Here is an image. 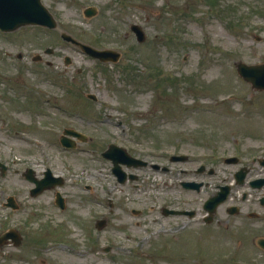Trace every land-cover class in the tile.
I'll use <instances>...</instances> for the list:
<instances>
[{"label": "rangeland", "instance_id": "374dc122", "mask_svg": "<svg viewBox=\"0 0 264 264\" xmlns=\"http://www.w3.org/2000/svg\"><path fill=\"white\" fill-rule=\"evenodd\" d=\"M66 1L55 3V29L0 31V233L13 227L22 238L0 246V264H264L239 226H226L222 207L203 221L204 201L234 168L224 155L264 152V89L236 72L238 61L264 62V0H128L127 22L142 27V42L128 25L115 36L107 10L83 16L81 6L105 0ZM61 32L122 56L100 62ZM64 128L86 140L63 147ZM110 142L167 169L123 166L137 178L119 183L101 156ZM178 154L188 159L169 160ZM200 165L215 172L197 173ZM47 167L64 183L31 196L23 173L41 177ZM187 179L207 185L186 189ZM7 196L17 209L4 205Z\"/></svg>", "mask_w": 264, "mask_h": 264}, {"label": "water", "instance_id": "95a60500", "mask_svg": "<svg viewBox=\"0 0 264 264\" xmlns=\"http://www.w3.org/2000/svg\"><path fill=\"white\" fill-rule=\"evenodd\" d=\"M90 15V14H87ZM25 24H41L47 27H55L56 21L53 16L41 5L40 0H0V29L4 31L14 30L17 27ZM131 29L135 32L137 41L141 42L145 38V34L141 27L137 24L131 25ZM62 37L66 40H70L77 45H79L84 51L90 54L93 57H97L100 60L106 61H116L118 54L110 49H96L89 45L78 42L71 36L62 33ZM69 59L66 58L65 63L67 64ZM237 70L240 75H242L246 80H248L254 88L264 89V62L257 64H245L244 62H237ZM89 97L93 98L92 95ZM64 134H70L77 136L81 139H85V136L81 135L79 132H76L72 129H64ZM61 143L66 147H73L74 142L66 136L60 137ZM102 155L106 158H109L113 162V167L111 168L112 172L116 175L119 182H124L126 179V173L121 169L120 164H126L127 166H142L146 164V161L130 156L126 150L122 147H119L113 143H110L108 148L102 152ZM186 156H171L170 160H185ZM156 168L157 165H154ZM2 170L5 169L4 165L1 164ZM204 166H201L199 170L203 169ZM212 172V170H210ZM24 176L27 180L34 183V187L29 190L30 195L34 196L42 192L45 189L61 185L63 180L60 176H53L51 171L47 169L44 172V176L40 179L35 178L33 175L32 169L28 168L24 172ZM130 178L134 176L129 175ZM186 187L194 188L198 190L202 185V182H187L183 183ZM223 199V190L217 192L216 195L210 197L204 204V207L210 212V215L205 218L206 221L212 219V213L215 210L217 204H219ZM5 205L10 206L11 208H17V203L15 202L12 196L6 198ZM56 203L63 208L64 201L59 192H56ZM169 212V211H166ZM174 212V211H170ZM191 215L192 212H189ZM106 223L105 219H100L96 221V226L100 229ZM7 239H12L14 244L17 245L21 241L20 235L13 228L7 229L6 231L0 234V244H3ZM107 250V248H106Z\"/></svg>", "mask_w": 264, "mask_h": 264}, {"label": "flooded vegetation", "instance_id": "af4514ba", "mask_svg": "<svg viewBox=\"0 0 264 264\" xmlns=\"http://www.w3.org/2000/svg\"><path fill=\"white\" fill-rule=\"evenodd\" d=\"M127 2L128 0H105L98 9L94 3L80 6L82 7L83 16L88 19L99 15L102 11L107 10L111 13V18L114 21L113 23H115L113 26V34L118 36L120 35L118 31L120 28L123 29V26L127 25L130 27L132 24L127 22ZM41 3L48 11L53 13L54 16L56 14L54 10L57 7L55 3L60 6L64 5V7H71L72 5L71 3H67L66 0H41ZM73 4L79 5L77 2ZM120 8H122V11L125 10V21L122 20L123 14L119 11ZM33 26L45 31L49 30L40 25ZM123 34L126 36L128 35L127 31H124ZM66 43L69 44L70 42ZM72 45L79 49L74 44ZM116 49H118V47ZM119 51L120 58L122 56V51ZM33 57L37 59V61H43V57L40 53L35 54ZM241 150L242 149L234 150L232 153L224 155L222 158L223 163L226 166L233 165L234 168L225 171V175L221 182L216 184L215 189L217 191L219 187L222 186L224 192L223 201L219 206L223 209L226 226L230 223L234 226H239L238 228L241 234L248 243L254 246V248L264 256V152L263 154H255V149L252 148ZM146 167L151 168L150 165ZM207 174L209 173L207 172ZM194 180L196 179L180 180L179 183L181 185L183 181ZM197 181L204 180L201 179ZM204 182V185H207V182Z\"/></svg>", "mask_w": 264, "mask_h": 264}]
</instances>
